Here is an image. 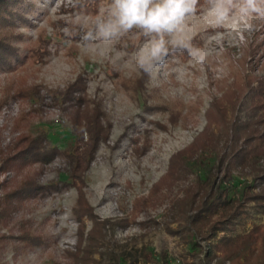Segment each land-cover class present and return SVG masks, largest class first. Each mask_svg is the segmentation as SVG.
<instances>
[{"label": "rangeland", "instance_id": "rangeland-1", "mask_svg": "<svg viewBox=\"0 0 264 264\" xmlns=\"http://www.w3.org/2000/svg\"><path fill=\"white\" fill-rule=\"evenodd\" d=\"M31 1L35 7L26 17L32 24L18 25V33L25 36L15 44L30 53L43 35L49 52H43L45 58H30L15 69L0 67V198L21 179L15 170H3L1 162L15 151L13 145L21 134L43 131L52 146L61 151L66 148L72 138L70 120L61 101L51 99L50 90L65 91L80 81L92 99L103 103L112 123L109 138L100 143L85 173L84 191L98 220L106 223L109 248L124 252L123 256L128 253L120 262L103 259L99 253L95 257L101 258L102 264H145L144 254L151 251L158 264H215L207 253L195 255L184 220L171 219L168 203L141 211L134 220L132 211L135 199L150 195L154 183L167 172L171 156L205 127L204 114L213 96L220 94L221 81L244 71L240 60L253 45L258 52L245 69L250 72L254 65L257 74L264 73V18L233 15L217 26L201 0L197 13L189 18L188 35L195 46L208 53L206 59L201 63L184 53L168 58L154 78L148 76L146 88L134 95L123 86V79L142 73L134 58L144 43L139 30L89 46L81 39L96 18L105 14L110 0ZM9 89L21 91L22 97L13 98ZM177 100L187 105L183 113H189L188 121L171 116L170 103ZM148 104L151 108L146 110ZM146 142L148 148L140 155L135 146ZM60 153L45 164L42 184L67 180L71 166ZM209 160L212 162V157ZM235 175L238 187L256 179L253 174ZM186 185L183 182L180 187ZM78 199V188L68 184L38 200L25 216L17 211L13 219L0 217V264H69L68 253L76 250L80 237L81 224L75 214ZM23 219L31 221L27 232L46 236L47 244L19 241L26 232L20 229ZM84 222L87 235L92 221L84 217ZM254 224H264V210L251 205L228 233H247ZM201 243L209 248L206 241Z\"/></svg>", "mask_w": 264, "mask_h": 264}, {"label": "trees", "instance_id": "trees-1", "mask_svg": "<svg viewBox=\"0 0 264 264\" xmlns=\"http://www.w3.org/2000/svg\"><path fill=\"white\" fill-rule=\"evenodd\" d=\"M34 7L31 0H0V67L15 69L17 64L34 57L41 60L45 58L43 52H49L48 40L43 35L30 48V53L15 44L25 36L18 33V25L32 24L26 14ZM257 52L253 45L240 60L244 71H236L232 79L219 80L222 82L218 87L220 94L213 96L204 114L205 127L190 144L171 156L167 172L154 183L150 195L135 199L132 211L134 220L141 211L168 203L171 219L184 220L190 246L197 251L195 255L198 256L199 251L207 253L215 264H264V224H254L247 233H228L248 213L251 205L264 210V73L257 74L254 65L250 72L245 69L246 63L252 64L255 60ZM177 55L182 56V53L168 58L172 60ZM147 79L142 72L134 79L124 78L123 86L133 90L135 95L146 88ZM85 87L78 81L65 91L50 90L51 99L57 103L61 101L71 124L72 138L64 150L52 146L48 134L43 131L21 134L13 142L15 151L1 162L3 170L11 168L21 179L0 198V217L13 219L17 211H23L22 216H25L47 194L74 184L79 192L75 214L81 228L76 250L68 253L69 264H102L101 258L120 262L128 258V253L123 256L124 252L117 253L109 248L106 223L98 220L84 191L85 173L100 143L109 138L112 125L103 103L92 99ZM12 94L13 98L22 97L21 91ZM196 101L200 108L201 99ZM170 104L175 120L188 121L189 113H183L187 105L182 100ZM150 108L148 104L146 110ZM147 148V142L136 144L135 151L143 155ZM58 152L71 166L67 180L44 185L40 179L45 164L52 162ZM236 172L253 174L256 179L238 187L234 183ZM183 182L187 185L181 188ZM84 217L92 221L87 235ZM21 222L20 229L27 232L31 221L23 219ZM26 232L18 238L25 245L42 244L47 240L46 236ZM219 233L224 234L218 238ZM214 238L218 241L212 242ZM202 240L208 243V249L203 247ZM96 253L101 258L95 257ZM144 255L145 264H158V258L153 257L151 251ZM160 258L167 262L165 255L161 254Z\"/></svg>", "mask_w": 264, "mask_h": 264}, {"label": "clouds", "instance_id": "clouds-1", "mask_svg": "<svg viewBox=\"0 0 264 264\" xmlns=\"http://www.w3.org/2000/svg\"><path fill=\"white\" fill-rule=\"evenodd\" d=\"M217 26L233 15L264 18V0H204ZM201 0H110L104 15L82 35L85 46L95 41H112L134 30L144 37L134 58L139 69L154 78L168 57L186 53L203 62L208 53L192 43L188 35L189 18L194 16Z\"/></svg>", "mask_w": 264, "mask_h": 264}]
</instances>
